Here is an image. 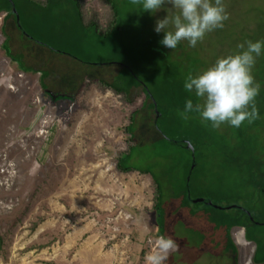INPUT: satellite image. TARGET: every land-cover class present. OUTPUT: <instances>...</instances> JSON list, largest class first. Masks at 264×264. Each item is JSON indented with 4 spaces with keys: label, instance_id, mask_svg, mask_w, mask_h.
Returning <instances> with one entry per match:
<instances>
[{
    "label": "rangeland",
    "instance_id": "1",
    "mask_svg": "<svg viewBox=\"0 0 264 264\" xmlns=\"http://www.w3.org/2000/svg\"><path fill=\"white\" fill-rule=\"evenodd\" d=\"M30 1L45 4V0ZM60 1L62 9L53 0L49 2L50 15L54 11L59 20L68 16L73 19V2ZM115 1L123 17L130 14L135 18L130 43L140 37L142 22L150 20L155 27L167 15L166 9L173 8L165 0L152 13L143 10L142 3ZM79 3L84 22L91 17L101 27L106 26L111 15L107 3L102 0H79ZM223 3L228 19L222 28L206 33L195 47L182 40L175 48L181 79L189 73L197 76L218 58L242 51L237 47L239 44L246 47V41L264 42V0H223ZM2 16L1 12L0 25ZM24 27L30 33L34 31L31 24L24 23ZM57 29L54 27L56 32ZM34 35L46 39L39 33ZM2 39L0 32V44ZM89 40L96 49H87V42H83L82 48H73L48 41L89 63L112 57L110 48L103 46L100 39ZM23 47L36 49L29 41ZM145 48L141 49L143 56ZM125 54L121 53L120 58L124 59ZM263 54L264 47L252 69L254 79L258 72L256 63ZM154 59L155 53L150 52L142 61ZM145 70L159 77L155 69L144 66ZM134 71L155 93L157 82L151 83L143 69ZM38 76L18 70L0 47V264H145L146 255L159 238L155 235L159 216L156 224L153 220L156 188L152 176L159 181L161 200L168 205L162 225L177 244L168 263L232 264L228 257L204 247V237L223 213L247 221L244 213L236 207L220 209L206 201H183L180 197L187 184L190 198H206L219 206H243L264 224V194L258 186L259 176L264 174L263 96L258 94L255 98L259 118L252 123L245 121L239 127L223 123L214 129L199 113L190 112L189 119L199 121L190 124V129L202 126L205 131L202 145L196 143L191 133L181 130L190 123L180 115L184 111L182 106L178 110L180 124L176 127L166 128L158 121L157 125L170 138L188 136L189 143L195 145L196 160L204 152L208 155L203 159L204 168L199 165L189 174L187 168L193 161L190 149L179 142L165 141L158 126L149 123L147 111L141 109L133 124L138 143L131 162L150 168L152 173L121 172L116 169V161L132 144L125 127L131 112L141 106L144 95L126 103L109 88L86 82L75 98L55 99L41 90ZM190 94L196 98L194 92ZM242 146L260 158L253 168L254 175L237 162L247 156ZM247 226L264 246V225L249 221ZM229 232L238 244V264H257L251 260L255 243L244 241L243 232L233 226Z\"/></svg>",
    "mask_w": 264,
    "mask_h": 264
},
{
    "label": "trees",
    "instance_id": "2",
    "mask_svg": "<svg viewBox=\"0 0 264 264\" xmlns=\"http://www.w3.org/2000/svg\"><path fill=\"white\" fill-rule=\"evenodd\" d=\"M50 1L45 0V4L42 5L37 1L30 0H0V13H3L0 25V32L3 36L0 44L1 49L16 64L18 70L38 73V82L41 90L55 99L75 98L86 82H95L101 87L109 88L114 94L120 95V98L126 103H132L143 94L144 99H142L141 106L131 112L129 123L125 127V133L128 134L129 141L132 144L118 157L115 166L121 172L136 170L140 173H152L150 168L141 167L131 162L133 150L138 143L137 131L133 126L136 115L141 109H145L148 113L149 123L157 125L158 121H160L162 126L166 128L176 127L177 124H180L178 110H180L181 106L184 109L188 100H192L194 104L196 102V98H193L190 94L191 92L184 87L186 78L181 79V64L178 62V59L175 60V49L167 48L160 43L165 33H157L150 20H147L145 23L142 22L141 28H144L139 34L140 37L135 38L130 43L128 39L132 36V29L134 28L132 26H134L135 18L130 14H128V17H123L120 6L115 0H102L107 3L111 13L105 27L98 25L96 20L91 17L87 22L82 20L79 0H71L75 6L74 18L71 19V16L62 18L60 15L61 20H59V16L57 15V17L54 11L51 15L49 13L48 6ZM57 2L58 4H56ZM53 3L55 6L58 5L59 9H62L60 0H53ZM12 6L15 7L18 14V21H16L15 13L11 11ZM23 19L24 22H22ZM24 23L26 26H30L31 24L34 31L32 33L28 32L24 27ZM64 23L66 24L65 27H63ZM54 27H58L57 32L54 30ZM59 29L61 32L58 31ZM34 33H39V35H42L46 39H41L34 35ZM90 37L93 40L100 39L103 46H108L112 57L103 62L89 63L80 58L76 53L52 45L48 41L53 40L73 48H82L84 46L83 42H87V49H96L93 41L89 40ZM25 41L33 42L36 49L24 48ZM126 42L130 46L125 44ZM144 46L146 47V55L143 56L144 52L141 49ZM123 52H126V54L124 59H121L120 54ZM150 52L155 53V59L152 61H142L143 57L150 56ZM196 57L198 56L196 55ZM148 63L155 64V66L148 67ZM144 66L148 69H155L159 77L150 70L144 71ZM255 68L258 72L255 74L254 80L261 87L259 94L263 96V101L264 56L260 62L256 63ZM142 69L145 72L144 75L151 83L153 81L157 82L159 87H157L155 93L149 89L147 83L140 79L134 71L139 70L141 72ZM189 122L188 125H183L181 130L185 134L191 133L196 143L200 142L202 145L203 140L206 138L205 131L202 126H198L194 130L190 129V124L198 123V120L189 119ZM158 128L165 141L179 142L183 147L186 146L184 140L190 142V140L186 139L187 135H182L181 137L172 136L170 138L163 132L161 127L158 126ZM200 137L202 139H199ZM191 145L193 150H190V155H192L193 161L187 168L188 174L192 173L199 165L200 169L204 168L206 161L203 159L208 156H205L204 152L202 154L203 158L201 156L200 160H196L195 145ZM242 148L246 151L247 156L244 160L237 159V162H240L239 164L244 171L253 173V168L259 164L260 158L255 153L250 152L248 147L242 146ZM241 157L242 154L240 159ZM191 164L193 165L191 166ZM152 180L156 188V201L152 207V211H154L153 220L156 224V218L159 216V223L156 225L160 227L159 229L157 226L155 235L169 237L164 229V225H162L165 218V216H162L165 215L168 205L167 202L161 200L162 192L159 187V181L154 176H152ZM258 184L261 189L260 191L264 194V174H260ZM183 189L184 192L181 194L183 197H180V199L191 201V191L188 185L186 184ZM204 200L209 199L204 198ZM236 208L239 209L238 207ZM239 210L244 213L247 221L237 217L235 214L223 213L217 217L219 221L216 220L217 224L215 223L214 228H211L212 231L205 235L203 245L204 247L207 246V249L215 252V254L228 257L232 264H237V251L230 237L229 229L234 225L242 226L244 228L245 239L255 243L252 262H264V246H261V243L254 238L253 233L249 231L247 222L250 221L257 225L264 224L253 222L242 209ZM254 219L257 218L254 216ZM168 261L169 257L164 264H169Z\"/></svg>",
    "mask_w": 264,
    "mask_h": 264
},
{
    "label": "clouds",
    "instance_id": "3",
    "mask_svg": "<svg viewBox=\"0 0 264 264\" xmlns=\"http://www.w3.org/2000/svg\"><path fill=\"white\" fill-rule=\"evenodd\" d=\"M168 2L175 11L166 9L167 15L156 22L154 30L157 33L164 31L160 43L170 49H175L182 40L195 47L206 33L222 28L223 22L228 19L223 0ZM132 3H142L143 10L154 13L162 7L165 0H132ZM245 43L246 47L245 44L237 46L242 51L218 58L197 76L191 73L187 75L184 87L195 93L197 102L194 104L192 100L186 101L184 111L180 113L182 119H189L190 112L199 113L204 121H210L212 128L216 129L223 123L239 127L245 121L252 123L259 118L255 98L259 94L260 85L255 82L252 69L264 42ZM243 239L251 242L245 239L244 232ZM235 248L237 251L236 245ZM176 250L177 244L172 238L160 236L146 255L145 264H164L170 253Z\"/></svg>",
    "mask_w": 264,
    "mask_h": 264
},
{
    "label": "water",
    "instance_id": "4",
    "mask_svg": "<svg viewBox=\"0 0 264 264\" xmlns=\"http://www.w3.org/2000/svg\"><path fill=\"white\" fill-rule=\"evenodd\" d=\"M11 11L15 13L16 21H18V14H17L16 9H15L14 6H12ZM184 142H185L187 148H189L190 150H193L192 145L187 140H184ZM191 200L193 202L206 201L207 204L212 205L213 207L220 208V209H229V208H232V207H238L239 209H242L250 217V219H252V216H253L251 211L245 209L243 206H239V205H236V204L229 205V206H219V205H216V204L212 203V201L204 200V198H201V197L193 198Z\"/></svg>",
    "mask_w": 264,
    "mask_h": 264
},
{
    "label": "crops",
    "instance_id": "5",
    "mask_svg": "<svg viewBox=\"0 0 264 264\" xmlns=\"http://www.w3.org/2000/svg\"><path fill=\"white\" fill-rule=\"evenodd\" d=\"M233 227L236 228L237 230H240V231L244 232L242 226L234 225ZM229 234H230V233H229ZM230 237H231V235H230ZM242 238H243V233H242ZM231 239H232V237H231ZM232 241L234 242V244H235L236 246L238 245L237 242H236V240H235V238H234V240H232ZM251 260H252V259H251ZM237 264H238V261H237ZM257 264H258V263H257Z\"/></svg>",
    "mask_w": 264,
    "mask_h": 264
},
{
    "label": "flooded vegetation",
    "instance_id": "6",
    "mask_svg": "<svg viewBox=\"0 0 264 264\" xmlns=\"http://www.w3.org/2000/svg\"><path fill=\"white\" fill-rule=\"evenodd\" d=\"M250 218V217H249ZM253 222H255V223H261L262 221H259V220H257V219H254V216H252V219H251Z\"/></svg>",
    "mask_w": 264,
    "mask_h": 264
}]
</instances>
